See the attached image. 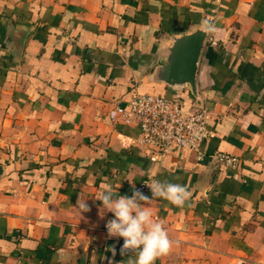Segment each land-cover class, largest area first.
I'll return each instance as SVG.
<instances>
[{
    "label": "crops",
    "instance_id": "0c3cea01",
    "mask_svg": "<svg viewBox=\"0 0 264 264\" xmlns=\"http://www.w3.org/2000/svg\"><path fill=\"white\" fill-rule=\"evenodd\" d=\"M199 20L220 30L196 66L202 149L238 169L177 147L151 162L138 126L108 115L145 93L196 103L148 75L160 42ZM154 180L191 193L183 207L152 201L178 242L155 264H264V0H0V264H126L95 197Z\"/></svg>",
    "mask_w": 264,
    "mask_h": 264
},
{
    "label": "built area",
    "instance_id": "2783aa9c",
    "mask_svg": "<svg viewBox=\"0 0 264 264\" xmlns=\"http://www.w3.org/2000/svg\"><path fill=\"white\" fill-rule=\"evenodd\" d=\"M128 106V111L115 107L108 115L112 120L138 126V145L149 161L158 162L177 147L193 152L197 161L228 169L240 167V160L235 155L217 151L206 154L202 149L212 136L207 129L209 110L202 103L185 107L178 97L165 98L145 93L131 97ZM150 183L144 181L135 190L145 194L151 191L147 186ZM113 218L108 217L105 225Z\"/></svg>",
    "mask_w": 264,
    "mask_h": 264
},
{
    "label": "clouds",
    "instance_id": "9594fccd",
    "mask_svg": "<svg viewBox=\"0 0 264 264\" xmlns=\"http://www.w3.org/2000/svg\"><path fill=\"white\" fill-rule=\"evenodd\" d=\"M201 30L206 35H215L220 31L212 20H205ZM147 186L151 190V198L135 188L131 197L122 196L110 185H102V190L95 197L102 202L104 211L114 216L105 225L108 238L123 239L122 256L129 252L133 254L126 264H155L157 259L171 252L174 243H178L169 238L163 223L153 218L152 201L162 198L176 207H183L191 196L181 184L154 180ZM77 208L81 213L90 211L81 196L77 200ZM110 250L115 255V247Z\"/></svg>",
    "mask_w": 264,
    "mask_h": 264
},
{
    "label": "water",
    "instance_id": "95a60500",
    "mask_svg": "<svg viewBox=\"0 0 264 264\" xmlns=\"http://www.w3.org/2000/svg\"><path fill=\"white\" fill-rule=\"evenodd\" d=\"M199 20L188 29L168 35L160 42L150 63L149 83L165 85L172 93L187 92L197 104H201L196 89V66L207 37L202 32L203 22ZM25 34L18 39L17 49L23 46ZM84 256L78 261L83 264Z\"/></svg>",
    "mask_w": 264,
    "mask_h": 264
}]
</instances>
